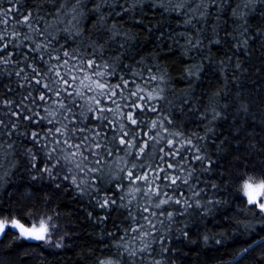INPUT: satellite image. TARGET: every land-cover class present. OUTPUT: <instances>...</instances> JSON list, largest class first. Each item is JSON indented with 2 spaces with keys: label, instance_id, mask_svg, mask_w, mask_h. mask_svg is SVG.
I'll return each mask as SVG.
<instances>
[{
  "label": "trees",
  "instance_id": "1",
  "mask_svg": "<svg viewBox=\"0 0 264 264\" xmlns=\"http://www.w3.org/2000/svg\"><path fill=\"white\" fill-rule=\"evenodd\" d=\"M146 3L147 6L143 3H133V0H120L118 5L113 6L116 12H120V5L131 10L126 15L121 12L120 16H109L107 24H116L122 32H130L134 39L130 41L117 39L116 44L105 53L104 58L125 51L127 52L125 63H134L141 57H146L145 64L153 67L154 72L156 64L160 65L161 71L167 69L170 78L166 81L153 82L147 91L158 87L164 89L169 99L175 97L189 99L183 113L173 110L174 125L169 129L171 132L182 131L186 137L191 136L193 132L205 136L206 127L213 129L206 134L205 140L199 141L198 146H202V154L217 161L219 166L204 173L200 171L201 165L195 163L196 175L191 183L198 186L197 190L206 189L202 194L204 199L212 198L227 203L216 206L212 216L204 219L199 216L185 217L186 220L199 221L191 228V238L196 243L189 244L181 240L175 244L179 255L169 253L168 258L169 264H223L241 247L246 246L245 242H251V239L255 238L244 235L242 228L237 232L233 231L239 227L237 221L255 223L257 219L252 212L245 210L246 199H242L240 187L243 181L234 179V175L242 178L253 176L259 181L262 178L259 169L264 168V0H229L228 4H224L223 0H216L215 4L205 2L199 8L197 5L200 4V0H189L179 13L164 12L161 7H152L150 0H146ZM92 6L87 4L83 8L86 17L81 21L84 28L83 39L87 41L91 36L92 39H98L103 43V39L97 37L92 28L93 20L96 18L95 15L88 13ZM55 7H59V4L57 3ZM55 7L44 0L36 4L32 0H0V35L7 33L3 41L7 49L5 51L0 47V55L11 61L8 64H0V70L4 73L0 76V81H3L0 84V120L4 122L5 130L3 151L5 153L9 151L6 144L13 145L11 154L3 156V169H0V175L4 171L11 173L5 177L7 183L0 189L2 204L0 219L5 217L11 219L15 216L22 218V222L29 226L34 222L31 218H25L30 210L38 216H52V222L57 225L53 243L60 236H64V247L57 249L40 241L16 240L9 231L7 235L0 236V264H99V261L116 264L117 261L124 259L121 255L123 250L116 248L113 239L108 237L107 233L116 227L115 239H120L123 235L121 229L131 226L129 222L123 221L127 211L101 210L95 199L88 196L81 198L74 187L69 188L67 193L51 194L50 190L43 187L47 180L33 182L30 177L36 173H29L26 170L27 157L23 155L24 150L29 147V141L25 136L16 134H30L31 131L42 127L29 125L27 121L13 115L19 111L16 105L30 91L33 96H39V92L24 81L23 74L19 78L15 75L21 68H25L22 54L35 47V43L44 42V37L38 36L23 23L24 17L31 13L29 23L32 28L40 31H45L46 25H51L47 28V32L51 33L49 38L56 37L59 44H63L64 33H58L56 30L67 27V21L71 17L62 15L63 23H60L55 15ZM192 9L196 11L193 12ZM234 9L236 16L232 15ZM111 10L107 5L101 9L106 16ZM201 12H207L208 15L201 17ZM38 16L43 17V20H37ZM186 19H190L192 23L185 24ZM150 28L159 30L149 32ZM161 32L165 33L164 39L157 41L156 38ZM14 33L18 35L14 36ZM179 33L184 35L179 36ZM25 36H31L32 40L26 41ZM189 37L192 38V43L199 39L200 45L188 49ZM120 43L125 44L123 50L119 48ZM59 44L56 45L57 48ZM75 47L77 44H71L68 50ZM81 51L84 49L81 48ZM87 51L90 52L91 49ZM184 51H187V55H181ZM52 63L55 64V61ZM191 65H202L198 77L186 75L185 69ZM135 67L141 68L139 64H135ZM25 71L30 69L25 68ZM182 76L185 78L182 79ZM137 82L142 83L139 78ZM5 101L13 103L8 105ZM241 105L246 106L247 111L242 109ZM35 112L44 115L42 109L31 106L24 115ZM214 112L220 114L216 120L212 119ZM201 113L205 115L201 117ZM154 118L152 114L147 115V123L150 124ZM13 123L17 124L16 133L9 137L7 130L12 128ZM140 130L155 135L150 127L142 125ZM143 139L144 137H141V141ZM221 141H225L223 150L217 151V145H220ZM159 147H166V141L161 142ZM152 151V148L148 149L149 153ZM156 160H159L158 156ZM129 161L130 167L131 158ZM150 162L151 156H147L143 161L145 165ZM14 163L17 166L12 168L11 165ZM204 166H208L207 161L204 162ZM118 171L114 164L105 167V180L98 185L103 189L100 196L108 194L112 189V184L109 183L112 176L108 174L114 175ZM212 182L217 183L219 189L213 190L210 186ZM64 186L69 187L67 183ZM46 191L50 200L47 206L44 204ZM26 192L30 193L27 198L24 196ZM102 202L100 200V203ZM87 213H92V216L89 217ZM101 217H106V220L98 219ZM225 217L228 218L227 221ZM176 227L184 225L177 223ZM176 235L173 231V238ZM204 235L209 236L207 243L203 240ZM260 235L264 236V232H260ZM217 240L222 243L217 244ZM136 246H140L139 241ZM261 253H264V245L260 247L254 245L251 251L239 258V264H258ZM152 259L160 257L154 254Z\"/></svg>",
  "mask_w": 264,
  "mask_h": 264
},
{
  "label": "snow or ice",
  "instance_id": "2",
  "mask_svg": "<svg viewBox=\"0 0 264 264\" xmlns=\"http://www.w3.org/2000/svg\"><path fill=\"white\" fill-rule=\"evenodd\" d=\"M32 2L36 4L40 0ZM44 2L52 4L53 7L59 4V7H55V15L60 23H63L62 15L71 18L67 21V27L56 30L58 33H64V43L59 44L56 37L49 38L51 33L47 32V28L51 25H46L45 31H40L31 27L29 23L31 13L24 17L23 23L38 36L44 37V42L33 41L35 47L22 54L25 68L30 71L21 68L15 75L19 78L23 74L24 81L38 91L39 96H33L30 91L16 105L19 111L13 113L20 120L27 121L29 125L42 127L31 131L30 134L16 133L17 124L13 123L12 128L7 130V135L10 137L16 133L28 139L29 147L23 153L27 157L26 170L29 173H36L30 177L33 182L47 180L43 187L50 190L51 194L67 193L69 188L74 187L81 198L88 196L95 199L101 210L127 211L123 221L129 222L131 226L121 229L123 235L120 239H115L116 227L107 233L108 237L113 239L116 248L123 250L121 255L124 259L117 261L116 264H169V253L179 255L176 243L181 240L189 244L196 243L191 238V228L199 221L186 220L185 217L199 216L204 219L212 216L216 206L227 203L212 198L204 199L202 194L206 189L197 190L198 186L191 183L196 175L195 163L201 165L200 171L204 173L219 166L217 161L202 154V146H198L199 141L205 140L206 134L213 129L206 127L205 136L193 132L191 136L186 137L182 131L171 132L169 129L174 125L173 110L183 113L189 99L187 97L169 99L164 89L158 87L147 91L153 82L166 81L170 78L167 69L161 71L160 65L156 64L154 72L153 67L145 64L146 57H141L134 63H125L127 55L125 51L104 58L105 53L116 44L117 39L122 38L124 41L134 39L130 32H122L116 24H107L109 16H120L121 12L126 15L131 10L120 5V12H116L113 6L118 5L120 0H44ZM150 2L152 7H161L164 12L179 13L189 0ZM205 2L215 4L216 0H200L197 7ZM133 3H143L147 6L146 0H133ZM223 3L228 4L229 0H223ZM87 4L93 5L88 9V13L95 15L92 28L97 37L103 39V43L98 39H92L91 36L87 41L83 39L84 28L81 21L86 18L83 8ZM106 5L112 9L107 16L101 11ZM192 11L195 12L196 9ZM206 15L207 12L200 13L201 17ZM232 15L236 16L235 9ZM37 20H43V17L38 16ZM184 23L191 24L192 21L186 19ZM154 30L159 29L150 28L149 32ZM6 35L7 33L0 35V47L5 51L7 45L3 44V41ZM178 35L183 36L184 33ZM164 36L165 33L161 32L156 38L157 41H162ZM169 36L171 38V34ZM24 39L32 40V37L25 36ZM200 43L199 39L192 43V38L189 37L188 49L196 48ZM57 44L59 48L56 47ZM71 44H77V47L69 51ZM81 48L84 51H81ZM119 48L123 50L125 44L120 43ZM88 49L91 51L88 52ZM169 50L171 51V47ZM53 52L57 54L52 55ZM31 53L38 55L32 56ZM181 55H187V51ZM52 61H55V64ZM8 63L11 61L0 55V64ZM135 64H139L141 68L138 69ZM201 70L202 65H191L185 69V73L190 77H198ZM3 75V70H0V76ZM137 78L142 83H138ZM183 78L185 77L182 76ZM2 83L3 81H0V84ZM5 103L11 105L13 102ZM30 106L42 109L44 115L35 112L25 116L24 112L29 110ZM241 108L247 111L246 106L241 105ZM149 114L155 116L150 124L146 121ZM204 115L201 113V117ZM219 115L214 112L212 119H218ZM142 125L150 127L155 135L141 131ZM4 136V122L0 120V169H3V156L10 155L13 148L12 144H6L9 151L7 153L3 151ZM141 137H144L142 141ZM165 141L166 147L158 148V145ZM224 143L225 141H221V144L217 145V151L223 150ZM149 148L153 149L151 153L148 152ZM147 156L152 157V162L145 165L143 161ZM205 161L208 162L207 167L204 166ZM113 164L119 171L114 175L108 174L112 176L109 180L112 189L108 194L100 196L103 189L98 185L105 180V167ZM16 166L15 163L11 165L12 168ZM10 174V171H4L0 175V189L7 183L5 177ZM259 175L262 177L259 181L253 176L242 178L234 175V179L243 181L240 187L242 199H246L245 210L252 212L257 219L255 223L237 221L239 227L233 231L237 232L242 228L244 235L255 238L251 239V242H245L246 246L241 247L223 264H239V258L251 251L254 245L256 247L264 245V236L260 235V232H264V168L259 169ZM65 183L69 185L68 188L64 186ZM210 186L213 190L219 189L215 182ZM11 195L12 193L9 194ZM29 195L27 192L24 194L25 198ZM100 200L103 202L100 203ZM49 202V194L46 191L45 206ZM87 215L91 217L92 213ZM25 218L34 221L31 226H26L22 218L15 216L11 219L7 217L0 219V236L11 231L16 240L40 241L57 249L64 247V236H60L53 243L57 225L52 222V216H38L30 210ZM98 219L103 221L106 217ZM224 219L228 220L227 217ZM177 223L183 224L184 227L177 228ZM173 231L177 234L175 238ZM203 240L207 243L209 236L204 235ZM137 241L140 242L139 247L136 246ZM216 243L221 244L222 241L217 240ZM154 254L160 259H152ZM99 264L105 262L99 261ZM258 264H264V253H261Z\"/></svg>",
  "mask_w": 264,
  "mask_h": 264
},
{
  "label": "rangeland",
  "instance_id": "3",
  "mask_svg": "<svg viewBox=\"0 0 264 264\" xmlns=\"http://www.w3.org/2000/svg\"><path fill=\"white\" fill-rule=\"evenodd\" d=\"M29 226H31V225H29ZM18 234V233H17Z\"/></svg>",
  "mask_w": 264,
  "mask_h": 264
}]
</instances>
